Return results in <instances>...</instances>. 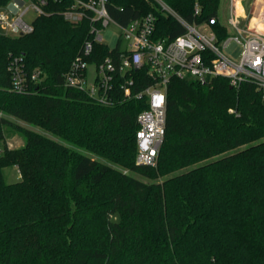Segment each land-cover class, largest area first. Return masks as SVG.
<instances>
[{
    "label": "trees",
    "instance_id": "1",
    "mask_svg": "<svg viewBox=\"0 0 264 264\" xmlns=\"http://www.w3.org/2000/svg\"><path fill=\"white\" fill-rule=\"evenodd\" d=\"M161 1L189 25L215 19L211 30L220 41L228 36L219 0ZM64 6L49 3L51 13L36 17L29 34L0 31V264H264V90L233 88L223 77L171 79L156 165L138 168L136 117L146 98L117 94L101 105L64 85L89 27L66 22ZM107 11L121 25L151 14L157 39L185 31L154 0H108ZM94 51L100 57L90 61L99 62L109 48ZM14 60L43 79L14 92ZM134 79L133 92L150 84L142 70ZM7 127L20 133L21 146L7 147ZM111 164L150 182L117 174L102 200ZM9 166L18 182L5 183ZM105 210L119 219L101 217Z\"/></svg>",
    "mask_w": 264,
    "mask_h": 264
},
{
    "label": "built area",
    "instance_id": "2",
    "mask_svg": "<svg viewBox=\"0 0 264 264\" xmlns=\"http://www.w3.org/2000/svg\"><path fill=\"white\" fill-rule=\"evenodd\" d=\"M107 1L10 0L0 9V31L10 37L31 33L34 19L51 13L47 11L51 2L65 5L60 14L66 22L78 25L86 21L89 25L87 38L64 74V85L83 91L101 105L113 103L117 94L125 99L146 98L147 108L136 117L135 165L138 168L156 164L164 139L166 90L171 79H191L206 84L216 77H223L233 88L252 83L258 90H264V33L256 24L239 27L238 16L232 12L228 25L234 32L220 41L210 28L215 19H208L201 26L189 25L161 0H154L162 12L175 17L185 29L173 39H157L151 14L121 25L110 18ZM29 11L35 16L27 22L24 17ZM195 12H198L197 8ZM109 24L120 31L114 47L106 45L100 35ZM231 42L242 48L237 61L225 52ZM95 45L109 48L108 54L99 62L90 61L91 57H100L94 51ZM138 70L145 73L150 84L133 92L134 73ZM8 71L12 90L16 93L26 92L28 81L43 79L40 70L27 73L17 60L10 64Z\"/></svg>",
    "mask_w": 264,
    "mask_h": 264
},
{
    "label": "rangeland",
    "instance_id": "3",
    "mask_svg": "<svg viewBox=\"0 0 264 264\" xmlns=\"http://www.w3.org/2000/svg\"><path fill=\"white\" fill-rule=\"evenodd\" d=\"M231 1V0H230ZM229 0H219V7H218V20L223 25L227 27V30L229 34H232V28L228 25V20L231 15L230 11V2ZM242 6H243V16L237 15L239 20V27H248L251 25L256 24L258 27V30L264 33V17L262 15H259V11L261 7H264V0H242ZM35 14L31 11H29L24 19L27 22H30L34 18ZM119 29L113 24H109L103 31L101 32L102 40L103 42L108 45L109 47H114L118 35H119ZM242 48L234 43L231 42L228 44V46L225 49L226 54L230 56L231 59L234 61H237L241 55ZM6 119H8L11 123L15 125H19L23 128L35 130L39 133H44L41 129L29 126L27 124H24L20 122L17 119H14L12 117L4 116ZM8 133L11 134L10 137L6 138V145L8 148H17L23 144L21 135L16 130L12 129L11 127H7ZM3 149L0 147V154H2ZM93 158L97 159L96 157L92 156ZM100 162H105L103 159H98ZM156 165V164H155ZM111 168L114 172L110 174V176L107 178L105 182V187L101 190L100 198L103 200L110 192H112L113 185H116L117 181V174H126L133 176L143 182L149 183L150 180L141 174H139L137 171H130L126 168H123L121 166L111 164ZM3 178L6 184H12L15 182H18L20 180L19 172L16 167L9 166L2 169ZM107 206L103 207L106 208ZM101 217H107L113 221H117L119 219L118 215L112 212H109V210H105L104 212H101ZM98 233V230H94L93 235H96Z\"/></svg>",
    "mask_w": 264,
    "mask_h": 264
},
{
    "label": "bare ground",
    "instance_id": "4",
    "mask_svg": "<svg viewBox=\"0 0 264 264\" xmlns=\"http://www.w3.org/2000/svg\"><path fill=\"white\" fill-rule=\"evenodd\" d=\"M240 1L241 0H233V12L236 14H242V7L240 5ZM259 15H262V17H264V7L260 8Z\"/></svg>",
    "mask_w": 264,
    "mask_h": 264
},
{
    "label": "crops",
    "instance_id": "5",
    "mask_svg": "<svg viewBox=\"0 0 264 264\" xmlns=\"http://www.w3.org/2000/svg\"><path fill=\"white\" fill-rule=\"evenodd\" d=\"M230 1V0H229ZM231 3H230V11H231V13L233 12V0H231L230 1ZM240 5H241V7H242V14H236V13H234V15H240V16H243V13H244V11H243V6H242V0L240 1ZM259 15V14H258ZM221 23V22H220ZM222 24V23H221ZM225 26V25H224ZM226 27V26H225ZM227 28V27H226ZM227 32H228V30H227ZM234 32V30L232 29V33ZM228 34H229V32H228Z\"/></svg>",
    "mask_w": 264,
    "mask_h": 264
}]
</instances>
